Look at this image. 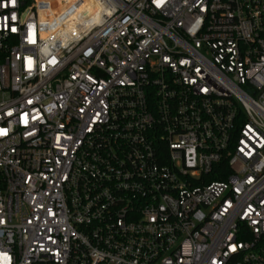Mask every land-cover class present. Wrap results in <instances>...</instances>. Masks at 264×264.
Segmentation results:
<instances>
[{"label": "built area", "instance_id": "1", "mask_svg": "<svg viewBox=\"0 0 264 264\" xmlns=\"http://www.w3.org/2000/svg\"><path fill=\"white\" fill-rule=\"evenodd\" d=\"M0 264H264V0H0Z\"/></svg>", "mask_w": 264, "mask_h": 264}, {"label": "bare ground", "instance_id": "2", "mask_svg": "<svg viewBox=\"0 0 264 264\" xmlns=\"http://www.w3.org/2000/svg\"><path fill=\"white\" fill-rule=\"evenodd\" d=\"M92 3H93V1H92ZM90 11H91V9H89Z\"/></svg>", "mask_w": 264, "mask_h": 264}]
</instances>
